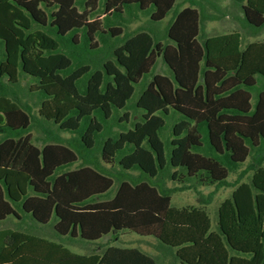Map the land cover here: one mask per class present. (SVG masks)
I'll return each instance as SVG.
<instances>
[{
    "label": "trees",
    "instance_id": "16d2710c",
    "mask_svg": "<svg viewBox=\"0 0 264 264\" xmlns=\"http://www.w3.org/2000/svg\"><path fill=\"white\" fill-rule=\"evenodd\" d=\"M202 1L0 0V220L21 222L0 229V264H159L69 247L127 231L175 264H264V41L206 34ZM234 3L264 28V0ZM159 57L171 75L153 72ZM20 72L37 79L36 121ZM248 158V180L228 182ZM224 184L216 229L204 206L171 204L182 186Z\"/></svg>",
    "mask_w": 264,
    "mask_h": 264
},
{
    "label": "rangeland",
    "instance_id": "374dc122",
    "mask_svg": "<svg viewBox=\"0 0 264 264\" xmlns=\"http://www.w3.org/2000/svg\"><path fill=\"white\" fill-rule=\"evenodd\" d=\"M202 1V0H201ZM208 0L203 2L204 4V15L206 18L203 21L204 31L208 35L212 34H221L230 31H239L242 34V44L243 46L251 41H264V28L258 31L256 34H252L249 32L250 27L246 26L241 17L242 14L240 12V8L235 5L234 0H209L210 4L207 3ZM184 0H176V3H182ZM184 4H188L185 2ZM213 4V6H212ZM176 5L171 9V11L159 22L154 23L160 32L163 33L166 25L173 17L174 9ZM210 17V18H209ZM146 17H142L141 21L134 22L130 24V29L135 28L137 25L141 24ZM153 72L162 73L166 75H171V72L167 65L162 61L159 57L156 60V63L153 67ZM20 85L23 86L24 92H26L27 99L31 104V113L32 116L35 117L36 121L38 118V108H39V100L37 92H29L28 84L36 83L37 79L33 76L27 75L25 73L20 72ZM139 85L136 86V93L134 97H136L139 91ZM169 121V119H168ZM44 131L42 128L36 126L33 127L32 137L35 141H40L39 139L43 137ZM61 135H65L64 132H61ZM253 164V160L248 158L246 162L237 170L235 174H231L228 177V182L235 183L240 181H246L251 175V166ZM264 164V160H263ZM169 186H174V181L169 180L167 182ZM181 186V185H180ZM116 184H113L112 189L114 190ZM184 188L177 190L175 193L171 195V204L173 206H184V205H194V206H204L210 219L211 229H216V219H217V207L220 202L229 197L232 191V186L229 184H224L219 187L211 186H201L198 187L197 190L191 186H182ZM188 187V188H185ZM191 187V188H190ZM200 194L204 195L203 199H200ZM210 198L208 199V195ZM24 220L29 219L27 216H23ZM33 224L32 232L35 234H40L42 236H46L51 238L54 233L52 222L49 221L46 224H41L39 222L31 221ZM21 222L14 218L12 215L7 216L5 219L0 220V229L11 228V229H20ZM49 230V232L47 231ZM55 234V233H54ZM90 244L84 245H69V247L76 252L89 253L92 251L101 252L107 245H119V246H130L137 247L140 250L155 256L158 259L159 264H175L176 262L173 258L168 255L166 251V246L162 245L158 239L153 236L147 235H139L132 231H127L124 233H118L117 235H107L102 238L89 242Z\"/></svg>",
    "mask_w": 264,
    "mask_h": 264
}]
</instances>
